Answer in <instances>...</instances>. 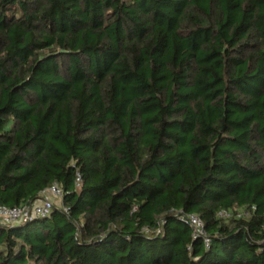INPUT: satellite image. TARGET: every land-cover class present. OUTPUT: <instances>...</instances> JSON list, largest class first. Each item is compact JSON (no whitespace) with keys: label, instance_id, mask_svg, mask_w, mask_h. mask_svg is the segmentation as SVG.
I'll return each instance as SVG.
<instances>
[{"label":"trees","instance_id":"trees-1","mask_svg":"<svg viewBox=\"0 0 264 264\" xmlns=\"http://www.w3.org/2000/svg\"><path fill=\"white\" fill-rule=\"evenodd\" d=\"M54 183L0 264H264V0H0V204Z\"/></svg>","mask_w":264,"mask_h":264},{"label":"built area","instance_id":"built-area-1","mask_svg":"<svg viewBox=\"0 0 264 264\" xmlns=\"http://www.w3.org/2000/svg\"><path fill=\"white\" fill-rule=\"evenodd\" d=\"M81 177L78 174L77 185H80ZM63 188L54 183L41 190L39 197L30 204L25 203L16 206L0 204V222L4 224H12L15 222H25L30 220L35 215L49 214L53 204L56 202L54 198L62 199ZM222 215H228V211L221 212ZM189 222L194 227L197 234H203L204 221L197 214H191ZM208 240V238H207Z\"/></svg>","mask_w":264,"mask_h":264},{"label":"rangeland","instance_id":"rangeland-1","mask_svg":"<svg viewBox=\"0 0 264 264\" xmlns=\"http://www.w3.org/2000/svg\"><path fill=\"white\" fill-rule=\"evenodd\" d=\"M54 200H56V203L60 202V199H58V198H54Z\"/></svg>","mask_w":264,"mask_h":264}]
</instances>
